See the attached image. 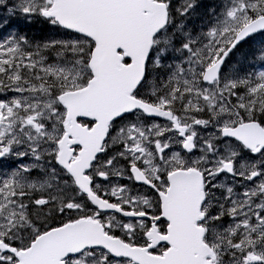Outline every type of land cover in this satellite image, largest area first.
<instances>
[{
  "label": "snow or ice",
  "instance_id": "6c2138e0",
  "mask_svg": "<svg viewBox=\"0 0 264 264\" xmlns=\"http://www.w3.org/2000/svg\"><path fill=\"white\" fill-rule=\"evenodd\" d=\"M0 264H264V0H0Z\"/></svg>",
  "mask_w": 264,
  "mask_h": 264
}]
</instances>
